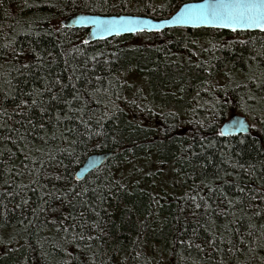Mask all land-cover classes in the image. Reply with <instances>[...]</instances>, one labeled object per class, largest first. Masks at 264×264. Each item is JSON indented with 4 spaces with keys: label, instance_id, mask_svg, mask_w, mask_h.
Segmentation results:
<instances>
[{
    "label": "trees",
    "instance_id": "16d2710c",
    "mask_svg": "<svg viewBox=\"0 0 264 264\" xmlns=\"http://www.w3.org/2000/svg\"><path fill=\"white\" fill-rule=\"evenodd\" d=\"M186 1L0 0V264H264V33L62 24Z\"/></svg>",
    "mask_w": 264,
    "mask_h": 264
},
{
    "label": "snow or ice",
    "instance_id": "6c2138e0",
    "mask_svg": "<svg viewBox=\"0 0 264 264\" xmlns=\"http://www.w3.org/2000/svg\"><path fill=\"white\" fill-rule=\"evenodd\" d=\"M100 2L108 4V0H100ZM85 7H90V5L86 3ZM77 22L80 25H91L94 32L102 37L104 35L118 36L125 32H142L144 31L142 25L151 24V21L131 16L101 17L96 15H80L77 17ZM163 24L179 27L227 28L238 33L258 30L264 33V0H199L196 3L185 2L171 15L170 19H165ZM153 27L155 30H159L156 26ZM87 42V40L83 41V43ZM232 128L241 130L243 122H233ZM226 130V128L221 129L219 135L223 136ZM240 191H243V189H240Z\"/></svg>",
    "mask_w": 264,
    "mask_h": 264
},
{
    "label": "water",
    "instance_id": "95a60500",
    "mask_svg": "<svg viewBox=\"0 0 264 264\" xmlns=\"http://www.w3.org/2000/svg\"><path fill=\"white\" fill-rule=\"evenodd\" d=\"M186 2L187 3H196V2H199V0H192V1H186ZM182 4L180 6H182ZM173 14H171V15H173ZM80 15H96V16H101V17L131 16L134 18L142 19V20H148V21H151V24L142 25V27L144 28V31H147V32L162 31L165 29L173 28V27H179V26H169V25L163 24V21L165 19H170L171 15L168 17H163V18H155V17L149 16V15L132 14V13L99 14V13H89V12L80 11V12L69 14L62 19V24L65 27H71V28H82V27H84V28H87L88 31L86 33L85 40H87L88 42L107 39V38H111V37L117 36V35H104L102 37L99 34H96L91 25H80L77 22V17ZM153 26H156L159 30H155V28ZM186 28H201V27H190V26H188ZM205 28H213V27H205ZM216 29H225V30L231 31L230 29H227V28H216ZM126 34H133V33L125 32V33H121L118 36L126 35ZM235 121L243 122V128L241 130H236V129L232 128V124ZM225 128L227 130L225 131V134L223 136H230V135H235V134H240V133L246 134V133H250L252 131V124L246 115H244L242 113H235V114H232L230 117H228L222 123L219 130L221 131V129H225ZM113 154H114V151H103V152L91 153L85 159L83 164L76 170L75 179L78 181L84 179L94 169L100 167Z\"/></svg>",
    "mask_w": 264,
    "mask_h": 264
},
{
    "label": "bare ground",
    "instance_id": "6f19581e",
    "mask_svg": "<svg viewBox=\"0 0 264 264\" xmlns=\"http://www.w3.org/2000/svg\"><path fill=\"white\" fill-rule=\"evenodd\" d=\"M100 152V151H99Z\"/></svg>",
    "mask_w": 264,
    "mask_h": 264
}]
</instances>
